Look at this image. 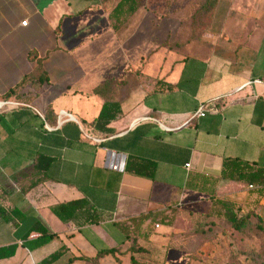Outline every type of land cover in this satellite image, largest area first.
I'll return each instance as SVG.
<instances>
[{
	"label": "crops",
	"instance_id": "1",
	"mask_svg": "<svg viewBox=\"0 0 264 264\" xmlns=\"http://www.w3.org/2000/svg\"><path fill=\"white\" fill-rule=\"evenodd\" d=\"M110 8L0 0V246L15 244L0 264H38L60 247L47 264H88L76 256L129 243L126 216L226 185L224 157L264 167V0H216L205 47L176 58L124 44L132 32L112 27ZM104 99L120 106L111 132L91 124ZM209 100L216 110L193 115ZM129 156L153 160L152 177L124 170ZM72 199L87 206L59 219L51 206ZM43 232L55 235L26 246Z\"/></svg>",
	"mask_w": 264,
	"mask_h": 264
},
{
	"label": "rangeland",
	"instance_id": "2",
	"mask_svg": "<svg viewBox=\"0 0 264 264\" xmlns=\"http://www.w3.org/2000/svg\"><path fill=\"white\" fill-rule=\"evenodd\" d=\"M114 1L103 0V6L109 9ZM202 1L138 0L137 9L123 22L122 31L132 32L124 44L142 51L161 45L174 51L175 58L200 53L210 26V7L202 8ZM223 182L226 185L210 195L189 193L151 210L147 224L138 230L141 244L133 242L131 249L107 256L103 264H264V193L243 181ZM213 197L231 199L237 214L248 211L249 226L232 228L219 207H212ZM136 244L143 248L135 249Z\"/></svg>",
	"mask_w": 264,
	"mask_h": 264
},
{
	"label": "trees",
	"instance_id": "3",
	"mask_svg": "<svg viewBox=\"0 0 264 264\" xmlns=\"http://www.w3.org/2000/svg\"><path fill=\"white\" fill-rule=\"evenodd\" d=\"M103 1V0H102ZM216 0H203L200 3L202 8L207 9L210 7V16L208 19V23L211 18V10L213 11ZM138 0H115L112 4L110 10L108 11V17L110 18V22L113 28H118L126 18L132 14L138 7ZM34 57V55H33ZM37 71L38 73L42 71L40 67V61H37ZM44 79H47L45 77ZM111 79H108L101 83L100 85L94 88L95 91L99 90L101 86L108 84ZM13 89L9 90L5 93V96L11 94ZM120 112V106L118 101L104 99L102 102L100 109L98 111L97 116L92 119L91 124L92 128L97 129L102 132H111L112 128L107 126L108 122L115 118ZM155 168V162L148 158L142 157H126L124 163V170L127 172L143 175L147 177H152ZM219 177L222 180L228 181H243L250 188L258 191L259 194L264 193V167L255 164L253 161H248L244 159H240L237 157L226 156L222 159L221 167L219 171ZM212 207L217 206L220 210L221 215L228 221L229 225L234 229H243L249 226L251 223V219H249V212L245 211L240 214H237L236 209L234 208V202L231 199L213 197L211 200ZM81 206H87V202L85 199H72L61 201L55 203L51 206L52 212L61 220H68L74 216V211ZM150 215V211L146 213H139L137 215H132L128 217V224L125 225V222L121 223L124 225L126 236H128L129 243L126 247H107L97 251V253L92 257L87 256H76L80 257L88 262V264H100L98 258L104 254L110 253L113 257H116L119 252L128 251L131 249L133 242L137 243V234L140 229V225L144 220L148 219ZM84 219L86 221H96L98 218L95 216H90L86 211L84 213ZM157 223V222H156ZM55 233L47 232L41 233L35 239L27 240L24 243L28 247L36 246L42 244L43 242L51 239ZM15 244H7L0 246V257L9 256L14 252ZM139 244L135 245V249H142ZM63 247L58 248L45 257H43L38 264H47L54 260L61 251ZM130 260L133 262V258L130 255Z\"/></svg>",
	"mask_w": 264,
	"mask_h": 264
},
{
	"label": "built area",
	"instance_id": "4",
	"mask_svg": "<svg viewBox=\"0 0 264 264\" xmlns=\"http://www.w3.org/2000/svg\"><path fill=\"white\" fill-rule=\"evenodd\" d=\"M25 19H23V20H21V23L23 24V23H25ZM4 100L2 101H0V106L2 105V104H4ZM216 102L215 101H211V100H209V101H206V102H204V103H201L199 106H198V108L196 109V111L193 113V115H203L204 114V111L206 110V109H211V110H216ZM60 113H63V111H60ZM66 117L68 118H70L71 117V115H70V113H67V115H66ZM112 155V153H109L108 154V156L106 157V159H107V161L109 162V157ZM110 163V166L111 167H119V168H121L122 167V164H121V162H120V160L117 158V157H115V155L113 156V159H112V161H110L109 162ZM185 165L186 166H188V162L187 163H185ZM251 186V184H249V187ZM154 226H158V223H154Z\"/></svg>",
	"mask_w": 264,
	"mask_h": 264
},
{
	"label": "water",
	"instance_id": "5",
	"mask_svg": "<svg viewBox=\"0 0 264 264\" xmlns=\"http://www.w3.org/2000/svg\"><path fill=\"white\" fill-rule=\"evenodd\" d=\"M120 162H121V164L123 165V158H122V157L120 158Z\"/></svg>",
	"mask_w": 264,
	"mask_h": 264
}]
</instances>
